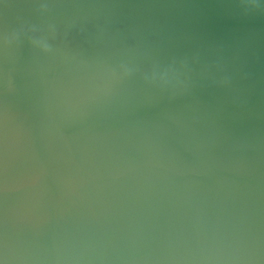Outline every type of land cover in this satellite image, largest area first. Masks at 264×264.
<instances>
[{"label": "water", "instance_id": "1", "mask_svg": "<svg viewBox=\"0 0 264 264\" xmlns=\"http://www.w3.org/2000/svg\"><path fill=\"white\" fill-rule=\"evenodd\" d=\"M0 264H264V0H0Z\"/></svg>", "mask_w": 264, "mask_h": 264}]
</instances>
